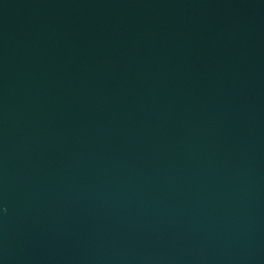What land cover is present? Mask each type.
I'll return each mask as SVG.
<instances>
[{"label":"water","instance_id":"obj_1","mask_svg":"<svg viewBox=\"0 0 264 264\" xmlns=\"http://www.w3.org/2000/svg\"><path fill=\"white\" fill-rule=\"evenodd\" d=\"M0 264H264V0H0Z\"/></svg>","mask_w":264,"mask_h":264}]
</instances>
